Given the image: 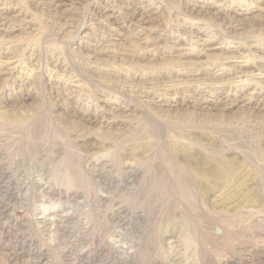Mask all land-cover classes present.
Wrapping results in <instances>:
<instances>
[{
  "label": "rangeland",
  "instance_id": "obj_1",
  "mask_svg": "<svg viewBox=\"0 0 264 264\" xmlns=\"http://www.w3.org/2000/svg\"><path fill=\"white\" fill-rule=\"evenodd\" d=\"M0 264H264V0H0Z\"/></svg>",
  "mask_w": 264,
  "mask_h": 264
},
{
  "label": "bare ground",
  "instance_id": "obj_2",
  "mask_svg": "<svg viewBox=\"0 0 264 264\" xmlns=\"http://www.w3.org/2000/svg\"><path fill=\"white\" fill-rule=\"evenodd\" d=\"M147 12V11H146ZM134 18V17H133Z\"/></svg>",
  "mask_w": 264,
  "mask_h": 264
}]
</instances>
